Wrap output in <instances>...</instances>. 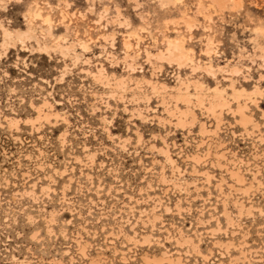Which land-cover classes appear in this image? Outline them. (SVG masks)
I'll return each mask as SVG.
<instances>
[{"label": "rangeland", "instance_id": "obj_1", "mask_svg": "<svg viewBox=\"0 0 264 264\" xmlns=\"http://www.w3.org/2000/svg\"><path fill=\"white\" fill-rule=\"evenodd\" d=\"M0 264H264V0H0Z\"/></svg>", "mask_w": 264, "mask_h": 264}, {"label": "bare ground", "instance_id": "obj_2", "mask_svg": "<svg viewBox=\"0 0 264 264\" xmlns=\"http://www.w3.org/2000/svg\"><path fill=\"white\" fill-rule=\"evenodd\" d=\"M220 4H221V3H220ZM39 10H40V8H39ZM39 12H41V10H40ZM37 15L40 16L41 14H40V13H37L36 16H37ZM44 21H45V22H48V23H51V18H50L49 16H47V17L44 18ZM177 41H178V40H177ZM128 42H129V41H128ZM128 42H127V43H128ZM169 42H170V43H169L170 45L173 44L172 41H169ZM175 42H176V41H175ZM181 42H182V41H181ZM181 42H180V43H181ZM180 43H177V42H176V44H174L175 47H174L173 49L176 48V51L174 50L175 52L173 51V53H175V54H177V55H178L179 52H182L181 49H178L179 47H180V48L182 47V50L184 49V45H183V43H182V44H180ZM170 45H169V46H170ZM128 47L130 48V46H128ZM171 47H172V46H171ZM169 48H170V47H169ZM185 50H186V48H185ZM173 55H174V54H173ZM175 57H176V56H175ZM148 83H149V82H148Z\"/></svg>", "mask_w": 264, "mask_h": 264}]
</instances>
